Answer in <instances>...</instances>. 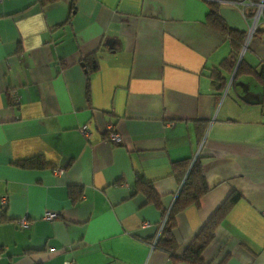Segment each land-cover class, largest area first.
I'll list each match as a JSON object with an SVG mask.
<instances>
[{
  "label": "crops",
  "instance_id": "crops-1",
  "mask_svg": "<svg viewBox=\"0 0 264 264\" xmlns=\"http://www.w3.org/2000/svg\"><path fill=\"white\" fill-rule=\"evenodd\" d=\"M70 1L0 0V264H188L155 241L180 188L172 163L196 157L209 191L175 214L176 254L238 192L203 262L264 264V91L250 75L218 90L211 70L231 46L206 23L214 4L259 70L254 0H75L72 15ZM137 174L162 207L135 193Z\"/></svg>",
  "mask_w": 264,
  "mask_h": 264
},
{
  "label": "trees",
  "instance_id": "trees-1",
  "mask_svg": "<svg viewBox=\"0 0 264 264\" xmlns=\"http://www.w3.org/2000/svg\"><path fill=\"white\" fill-rule=\"evenodd\" d=\"M55 1L57 0H40L42 5H46ZM254 2H258V0H254ZM75 12V0H71L69 4V14L72 15ZM254 14L255 12L251 11L248 17L252 18ZM69 19L70 16L68 17V20ZM206 23L212 29H215L228 37L231 46V53L221 62L220 68H214L211 70L212 79L219 83L217 88L218 90L222 91L226 87L227 83L226 78L223 76V70L226 72H232L235 68L239 50H241L246 39V33L230 28L224 22L218 12L217 7L214 4H211V8L206 17ZM83 62L85 64L87 80H89L91 73L98 70V59L96 55L93 54L92 56H87ZM242 71L245 75H250L254 77L259 83L264 84V65H262L258 70L257 68L248 65L244 59H241V61L238 63L234 80L232 82L236 80L237 75ZM30 163L34 164L33 161H30ZM42 164H44V161H42ZM172 168L176 177L180 179V188L172 208L170 210L162 208V216L165 218V223L155 241V246L159 250L168 253L175 262L204 264L202 258L204 250L214 240L216 229L219 227L226 215L230 212L234 204L239 201L242 196L238 192L230 193L214 212V214L206 221L188 247L180 256H178L176 254L178 244L173 234L175 227V214L192 205L200 206V201L202 197L209 191V187L203 168L202 158L196 157L195 159H186L173 162ZM136 192L143 193L145 195L146 202H152L162 207L161 197L156 192L153 184L142 174H137L135 193ZM81 194V188L75 186L69 188V195L73 202H77Z\"/></svg>",
  "mask_w": 264,
  "mask_h": 264
},
{
  "label": "built area",
  "instance_id": "built-area-1",
  "mask_svg": "<svg viewBox=\"0 0 264 264\" xmlns=\"http://www.w3.org/2000/svg\"><path fill=\"white\" fill-rule=\"evenodd\" d=\"M256 3V16H255V19L258 18L259 16H261V14L263 13V10H264V0H258V2H255ZM255 30V24H253L252 28L250 29V33L249 34H252L253 31ZM81 130L88 134L89 135V131H88V127L86 125H84ZM107 138L110 142L112 143H115V144H120L122 143V138L120 137V135L114 130L113 126L112 125H109L108 127V135H107ZM61 171V170H60ZM6 201H7V196H3L1 199H0V204L1 206H4L6 204ZM58 217V214L55 213V212H48L44 215V218L46 220H53L55 218ZM165 223V218H163L161 224H160V230H159V234L163 228V225ZM17 225L18 227H20L21 229H27L29 226H30V221L27 219V218H21L17 221ZM143 227H148L150 226V223L148 222H144L142 224ZM158 234V236H159ZM157 236V237H158ZM156 237V239H157ZM69 264H72V263H69Z\"/></svg>",
  "mask_w": 264,
  "mask_h": 264
},
{
  "label": "rangeland",
  "instance_id": "rangeland-1",
  "mask_svg": "<svg viewBox=\"0 0 264 264\" xmlns=\"http://www.w3.org/2000/svg\"><path fill=\"white\" fill-rule=\"evenodd\" d=\"M245 40H246V39H245ZM247 42H248V41L246 40V42H244V44H243L241 50H239V54H238V57H237V64H236L235 68L233 69V71H232V72H223V75H224V77H225L226 80H227L226 87L224 88V93H223V95H224V94H229V95L231 96L232 94H234L233 88H230V89H229V85H230V83H231V81H232V77H233V75H235V73H236V69H237V67H238V63H239V61H241V59H245V56H246L247 52L249 51L248 48H247V47H248V43H247ZM245 44H246V45H245ZM226 75H227V76H226ZM246 77H249V76H248V75H245V74L243 73V71H242V72H239V74L237 75L236 80H239V79H241V80H246ZM259 85H261V86H260V90H261V91H264V85L261 84V83H259Z\"/></svg>",
  "mask_w": 264,
  "mask_h": 264
}]
</instances>
